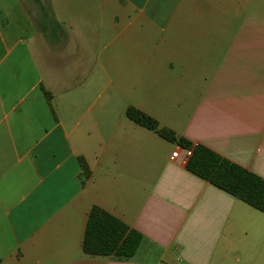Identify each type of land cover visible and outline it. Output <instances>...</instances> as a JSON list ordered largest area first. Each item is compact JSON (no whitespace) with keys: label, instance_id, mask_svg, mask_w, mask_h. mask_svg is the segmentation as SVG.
I'll return each mask as SVG.
<instances>
[{"label":"crops","instance_id":"crops-1","mask_svg":"<svg viewBox=\"0 0 264 264\" xmlns=\"http://www.w3.org/2000/svg\"><path fill=\"white\" fill-rule=\"evenodd\" d=\"M130 107L264 180V0H0L1 263L264 264V213ZM94 207L135 256L84 252Z\"/></svg>","mask_w":264,"mask_h":264},{"label":"trees","instance_id":"trees-1","mask_svg":"<svg viewBox=\"0 0 264 264\" xmlns=\"http://www.w3.org/2000/svg\"><path fill=\"white\" fill-rule=\"evenodd\" d=\"M126 116L161 138L178 143L182 148L192 149V156L186 162L189 172L264 213L263 179L205 146L191 144L179 139L172 131L161 129L156 120L136 108H128ZM80 162L84 176L89 177L84 160L80 159ZM142 240L143 235L138 231L101 208L94 207L88 217L83 249L90 256H113L118 260H128L135 256Z\"/></svg>","mask_w":264,"mask_h":264},{"label":"built area","instance_id":"built-area-1","mask_svg":"<svg viewBox=\"0 0 264 264\" xmlns=\"http://www.w3.org/2000/svg\"><path fill=\"white\" fill-rule=\"evenodd\" d=\"M181 152H183V156L181 155ZM191 156H192V149L177 148V150L172 154L171 160L174 161L180 159L182 163L186 164V162Z\"/></svg>","mask_w":264,"mask_h":264}]
</instances>
